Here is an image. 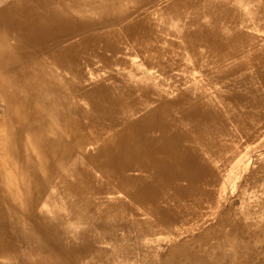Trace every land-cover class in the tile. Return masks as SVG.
<instances>
[{
  "label": "bare ground",
  "instance_id": "bare-ground-1",
  "mask_svg": "<svg viewBox=\"0 0 264 264\" xmlns=\"http://www.w3.org/2000/svg\"><path fill=\"white\" fill-rule=\"evenodd\" d=\"M162 1L0 0V264H237L248 252L213 186L263 118L229 85L209 95L186 62L223 65L264 32V7Z\"/></svg>",
  "mask_w": 264,
  "mask_h": 264
},
{
  "label": "rangeland",
  "instance_id": "rangeland-1",
  "mask_svg": "<svg viewBox=\"0 0 264 264\" xmlns=\"http://www.w3.org/2000/svg\"><path fill=\"white\" fill-rule=\"evenodd\" d=\"M216 1V3L221 4L227 3L228 8H239V10H243L241 12L242 14L245 12L248 15H253L255 7L258 11L264 7V0ZM162 2L160 3L161 5L163 4ZM164 4L166 3L164 2ZM239 28L251 32V30L248 31L243 25L239 26ZM171 30L174 32L173 36H176V31H182V25L175 24ZM252 34H255L258 38L250 43H243L241 49L235 55L236 58L235 56L232 58L229 57V59L228 57L227 59L223 57V65H206L207 63L203 61L200 64L198 62H186L187 67L191 70L190 81L195 79V82L200 83V88L206 90L208 94L210 93L209 95L216 96L219 91L226 92V87L229 85L233 87L231 94L235 92L250 97V102H253L251 109L257 111L263 118L259 126L252 127L254 124L252 126L249 124L247 132L254 135L253 137L246 138L243 135L241 136V134L239 138L237 136V142L239 141L238 148L235 152L223 156L222 166L217 171L218 182L213 186V189L216 190L215 195L217 198L215 197V199L217 203L219 202L220 211L230 221L229 228L237 229V233L243 241L241 243L247 246L249 245L248 252L241 253V260L237 264H264V244L258 246V237H256L260 233V236L264 238V32L257 31ZM252 52L258 53L259 57L256 59L251 58L250 54ZM135 61L140 62L141 59L137 58ZM212 66L217 70H215L216 75L213 76L211 75ZM237 104L240 103L237 101ZM228 105L233 106V104ZM248 106L251 107L250 104ZM224 107L225 105L220 106V108ZM239 107L242 106L239 105ZM244 107L246 106L243 105L241 109H246ZM251 109L246 110L250 111ZM252 128H254V131L250 130ZM231 129L233 132H237V127L232 126ZM239 164L242 165L239 166ZM209 222V227H215L217 225L215 221L211 220ZM200 234L201 232H198L189 239L198 238ZM164 245L163 248L166 250L168 244L164 242ZM258 250L262 251V253L259 254ZM164 253L166 254V251H163V255H165Z\"/></svg>",
  "mask_w": 264,
  "mask_h": 264
}]
</instances>
